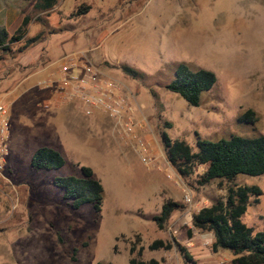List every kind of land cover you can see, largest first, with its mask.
<instances>
[{
    "label": "rangeland",
    "instance_id": "rangeland-1",
    "mask_svg": "<svg viewBox=\"0 0 264 264\" xmlns=\"http://www.w3.org/2000/svg\"><path fill=\"white\" fill-rule=\"evenodd\" d=\"M35 1L0 0V8L14 10L6 19L0 16L9 35L17 36L15 29L28 17L20 39L0 50V97L9 122L0 171V264H128V257L188 264L175 247L149 249L154 239L179 243L196 264H234L229 251H211L212 234L194 229L191 215L224 197L227 186L255 185L257 202L248 197L240 220L252 232L262 230L264 173L198 184V166L182 178L166 161L159 130L193 150L196 136L264 135V0H55L46 10L36 8ZM78 6L85 10L75 14ZM71 52L83 53L131 93L148 123L145 138L139 135L142 142L149 140L148 153L135 141L111 139L105 116L103 125L80 124L92 120L79 114L69 118L48 90L35 86ZM180 62L215 75L196 106L164 87ZM122 66L136 74L125 73ZM247 109L254 113L253 122L239 118ZM39 146L56 149L63 164L31 168L30 156ZM82 165L102 185L98 212L89 203L70 209L61 188L51 182L80 177ZM179 181L190 190V205L182 200ZM164 199L181 207L158 228L151 216Z\"/></svg>",
    "mask_w": 264,
    "mask_h": 264
},
{
    "label": "trees",
    "instance_id": "trees-1",
    "mask_svg": "<svg viewBox=\"0 0 264 264\" xmlns=\"http://www.w3.org/2000/svg\"><path fill=\"white\" fill-rule=\"evenodd\" d=\"M55 0H37L34 6L40 10L49 9ZM84 8V9H83ZM76 9L75 14L81 13L85 7ZM28 17L24 16L20 25L15 29V34L21 32ZM9 35L6 28L0 25V50L8 48L12 40L20 39L19 36ZM37 38V35L25 40L23 46H27ZM125 73L134 76L136 72L128 67L122 66ZM215 82L212 71L204 68L192 69L187 64L180 62L174 70V77L165 89L178 94L188 104L196 106L202 92L209 90ZM249 122L254 121V113L247 109L239 117ZM165 128L169 127L164 123ZM163 127V128H164ZM159 139L162 144L166 161L174 169L176 175L187 178L201 166L202 171L197 175L198 184L207 183L211 180H224L231 182L236 175L243 174L256 176L264 173V135L253 137H242L231 135L226 138L208 140L196 136L193 150L181 139H170L164 129L159 130ZM63 164L62 155L49 146H39L31 154L29 165L33 169H54ZM81 176L65 175L55 177L52 183L62 190L64 199L69 200L68 207L76 209L80 205L89 203L95 212L100 211L103 188L98 179L94 178L93 172L88 166H80ZM260 189L255 185H233L227 186L225 195L217 198L207 206L199 208L191 215V225L194 229L207 231L212 234L210 243L211 251L223 249L232 255L234 264H264V228L252 232L240 217L248 204V197L253 196L252 202H257ZM181 207L180 203L171 199H164L160 205L159 212L151 216V220L162 228L174 210ZM175 247L183 260L188 264H196L191 255L179 243L163 242L154 239L148 245L149 249H170ZM141 246L137 248L139 254ZM134 243H130L128 252L132 253ZM128 264H158L154 258L143 260L128 257ZM94 264H104L95 262Z\"/></svg>",
    "mask_w": 264,
    "mask_h": 264
},
{
    "label": "built area",
    "instance_id": "built-area-1",
    "mask_svg": "<svg viewBox=\"0 0 264 264\" xmlns=\"http://www.w3.org/2000/svg\"><path fill=\"white\" fill-rule=\"evenodd\" d=\"M35 86L40 90L52 91L55 103H76L84 116L101 112L110 121L111 134L119 137L123 144L135 141L143 154L149 152V140L142 142L139 138L140 134L145 138L148 123L131 93L90 62L83 53L71 52L59 58L52 65V70ZM43 107L48 108V104L44 103ZM8 125L7 104L0 97V171L5 167L7 156ZM177 183L183 202L190 205V190L181 181Z\"/></svg>",
    "mask_w": 264,
    "mask_h": 264
},
{
    "label": "crops",
    "instance_id": "crops-1",
    "mask_svg": "<svg viewBox=\"0 0 264 264\" xmlns=\"http://www.w3.org/2000/svg\"><path fill=\"white\" fill-rule=\"evenodd\" d=\"M13 13H14V10L9 11L8 8H0V16L4 17V19L8 18V16H9L10 14L13 15ZM0 24L4 25V27L6 28L5 24L2 23L1 20H0ZM45 93H47V96H48L49 98L52 97V91H49V93H48V92H45ZM51 99H52V98H51ZM55 105H56V107L61 106V109L65 110L66 115H67L69 118H71V119L77 117L78 114L81 115V116L83 115V114L81 113L79 107L76 106L75 103H72V102H70V103H55ZM79 115H78V116H79ZM83 116H84V115H83ZM84 117H85V118H88V119H90V120H92V122H89L88 120H84V121H81V120H80V124H84V123H86L85 125H89V124L91 123V124L93 125L95 122H99V123L102 122V125H103V119H102V117H104V115H103L101 112H99V111H95L91 116H88V117H87V116H84ZM111 136H112L111 139H113V138H114V135L111 134ZM97 137H98V136H97ZM83 138H84V137H83ZM83 138H82V139H83ZM85 138H86V137H85ZM94 138H96L95 135L89 137L88 140H90V139H94ZM113 140H114V139H113Z\"/></svg>",
    "mask_w": 264,
    "mask_h": 264
}]
</instances>
